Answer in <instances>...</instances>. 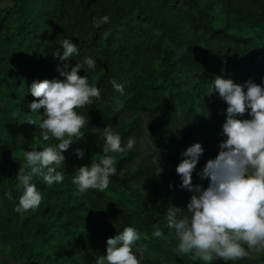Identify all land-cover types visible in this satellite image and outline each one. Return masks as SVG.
<instances>
[{"label": "trees", "instance_id": "16d2710c", "mask_svg": "<svg viewBox=\"0 0 264 264\" xmlns=\"http://www.w3.org/2000/svg\"><path fill=\"white\" fill-rule=\"evenodd\" d=\"M13 3V7L8 10L0 9V35L6 34L10 27V20L20 15V25L10 35L15 42V48L12 51L22 49L27 43L26 39L33 38L38 45L37 60L40 66L38 70L31 73L9 71L8 74L5 69L2 70L0 87L3 91L5 89L9 94L18 96L20 91L24 90L26 102H32L36 98L29 95L27 90L33 81L62 79L57 69L68 71L76 63L83 66L78 74L87 75L90 82L96 78V83L102 85L105 94H108L107 90L112 89L111 81L118 80V73L134 76L144 74L142 77L152 80L154 84L150 87L153 96H157L160 92L163 94L162 108L149 122L148 134L154 147L167 151L171 154V159H180V154L187 147L193 143H199L197 137L199 132H205L212 122L225 118L223 113L226 104L215 93L209 94L212 90L211 82L216 76H220L211 66L207 67L209 75H198L197 82L191 91L188 89L173 91L172 84L167 86L164 83L166 78L168 82H171L168 77L162 80L161 87L155 86L158 75L155 71L151 72V68L162 70L159 73L162 76L169 62L177 64L173 61L168 49L164 47L166 44L178 50H185L188 56L195 55L199 52V47L194 45L195 35L200 34L213 46L206 53L212 63L224 65L234 58L237 59L239 55L246 57L245 73L235 77L234 82L243 83L251 80L259 85L264 80V51L256 53L257 51L251 49L252 44L248 39H234L228 34L227 29H215L211 22L200 16L195 1L13 0ZM104 15L109 16L111 22L97 27L96 22ZM263 15L264 12L261 16ZM65 38L72 39L78 48L79 55L67 61H60L54 58L53 54L60 47L61 40ZM241 48L245 49L240 51ZM4 49L5 47L2 46L0 60H2L1 55L4 54ZM145 53L150 56L148 60L145 59ZM150 53L154 54L153 57ZM89 56L97 62V69L94 71L87 70V65L83 64L84 58ZM157 62L162 64L157 65ZM178 67L179 64L174 68ZM114 71L116 74L113 76ZM174 72L176 70L171 73ZM7 98L2 95L0 101ZM12 109V104L7 102L0 107V242H7L9 239L11 243L21 245L26 238H30L29 236L51 240L59 236V231L52 224L65 220L63 226H70L69 222H76L80 215L83 216L85 212L103 205V197L100 195L101 192L96 190L74 195L76 186L72 183V175L75 168L86 166V164L71 152L69 161L64 162V170L60 169L64 171L63 182L48 186L41 178L33 179L43 196L42 202L37 209L30 210L23 216L16 213L14 208L21 195L16 176L19 167L24 166L21 160L10 161L6 157L10 153L11 145L15 142L14 137L8 135L12 121L9 112ZM244 118L249 117L245 114ZM112 123L113 120L99 119L94 121L93 125L95 128H104ZM144 131L140 123L134 124L120 135L122 144H125L129 137L138 141L144 136ZM92 148L96 153L99 152L98 149ZM132 161L125 158L118 162L117 174L110 177V184L117 181ZM153 174L152 170L140 168L123 177L119 183L123 185L140 183ZM194 174L195 172L192 174V183L197 182L206 187L208 181H201L199 177L194 180ZM179 184L180 178L176 173L171 176L160 174L156 184L145 198L137 197V201L134 200L132 203L135 207L134 211L127 204L120 208L117 206L115 210L122 209L118 216L119 221L112 228L110 224L106 225L108 238L114 237L125 227L133 226L142 234L141 239L137 241V247L139 243L144 245L143 256L152 253L166 261L169 260L168 262L172 264H204L203 261L193 260L191 254H177L175 235L171 230L163 228L165 223L163 214L167 208L170 205L186 208L192 195L187 190L181 189ZM139 200L140 204H138ZM91 202L94 203L85 209ZM48 217H51L52 224L46 220ZM35 218L43 221H35ZM32 221L35 222L32 223ZM13 222L14 225H12ZM157 225L163 229L164 238L153 237L154 226ZM63 226L59 225L58 228L63 229ZM6 233L7 237L4 236ZM108 238L101 240L102 243L99 245L105 252ZM51 250L55 251L57 248ZM72 250L71 244L65 254L70 257ZM146 262V264H154ZM260 263H264V254H259L257 260L250 257L237 262H227V264ZM211 264H225V262L216 259Z\"/></svg>", "mask_w": 264, "mask_h": 264}, {"label": "clouds", "instance_id": "9594fccd", "mask_svg": "<svg viewBox=\"0 0 264 264\" xmlns=\"http://www.w3.org/2000/svg\"><path fill=\"white\" fill-rule=\"evenodd\" d=\"M104 15L98 19L97 27L110 23ZM79 55L72 39L61 40L60 47L53 54L60 61ZM87 70L97 69L92 57H85ZM82 65L76 63L70 70L57 69L62 79L33 81L27 92L33 98L28 104L31 113L39 118L29 121L40 131L41 142L52 140L39 150L24 151L25 167H19L16 180L21 189L14 211L21 216L37 209L43 196L34 177H40L48 186L64 180L62 154L70 145L81 139L89 123L88 116L76 109L92 105L101 98V90L90 84L87 75L78 73ZM113 89L124 94V85L113 79ZM210 93L226 104L224 122L220 127L218 153L208 159L197 173L207 186L193 185L192 174L196 170L204 149L200 143H193L180 154L175 172L180 178L179 187L192 193L186 208L169 206L164 215V226L175 235L179 255L191 254L193 260L211 264L220 259L237 262L253 254H264V80L258 85L248 80L236 83L223 75L211 82ZM43 113L39 114V110ZM245 114L249 118H244ZM102 131L104 155L90 166L75 168L72 183L76 186L74 195L89 190L105 191L110 177L117 174L116 160L112 153L132 151L136 140L129 137L125 144L114 127L107 125ZM77 158H83V151H75ZM159 169V168H158ZM162 172L159 169L158 174ZM171 187V186H170ZM11 198V197H9ZM141 233L133 226L123 228L106 240V255L97 256L95 264H141L144 249L137 247ZM155 238H164L160 226H154Z\"/></svg>", "mask_w": 264, "mask_h": 264}, {"label": "rangeland", "instance_id": "374dc122", "mask_svg": "<svg viewBox=\"0 0 264 264\" xmlns=\"http://www.w3.org/2000/svg\"><path fill=\"white\" fill-rule=\"evenodd\" d=\"M190 1L196 2L200 16L211 22L215 29H227L228 34L234 39H248L252 44L251 49L257 51L256 53L264 51V15L261 16L264 12V0ZM13 5V0H0L1 10H8ZM20 19V15L13 17L10 20V27L7 33L0 35V50L2 46L5 47L4 54L1 55L2 60H0V77H2L1 72L4 69L8 74L9 71L31 73L39 69L40 63L37 60L38 45L34 42L33 38H27V43L22 49L19 48L17 51H12L15 48V42H13L10 35L20 25ZM195 39L194 45L199 47V52L191 56H188L185 50H178L169 44L164 46L170 52L174 59L173 61L179 64V67L175 69L174 67L177 64L169 62L165 68L166 72L162 76L159 75L162 70L151 68V72L155 71L158 75L156 76L157 83L155 86L161 87L163 85L162 80L168 77L171 82H168L166 78L164 83L167 86L172 84L173 91L179 92L178 89H188L191 91L197 82L198 75H209V71L207 70L208 66H211L217 74L231 78L232 80L235 77L244 75L245 64L247 63L245 56L239 55L237 59L234 58L224 65L212 63L210 58L206 56L210 48H213L212 44L206 42L205 38H202L200 34L195 35ZM33 42L34 44H32ZM38 49L41 51L40 47ZM244 49L241 48L240 51ZM150 54L153 57L154 54ZM145 55V59L148 60L150 56H148V53H145ZM60 64L59 66H61ZM160 64L162 63L157 62V65ZM174 70L176 72L171 73ZM114 74H116L115 71L112 75L114 76ZM142 76L144 77V74L134 76L118 73L117 81L124 85L123 95L116 92L113 87L107 90L108 94H105L102 85L96 83V78L92 82L88 79L90 84H95L101 90V98L98 100L94 99L92 105H86L83 108L76 109L79 114L88 116L89 123L86 126V131L82 130L84 132L83 137L71 144L69 149L62 153L65 157L64 162L69 161L70 153L72 152L74 154L77 149L83 151L84 155L81 159L86 166H90L92 161L98 162L104 155L102 153L104 139L102 131L100 130L105 128L94 127L93 122L99 119L113 120L111 126L114 127V130L119 135L128 131L137 123H140L144 127V136L136 141V145L132 151L126 150L122 153H112L115 156L116 167L122 159L128 158L133 161L122 172L121 176L117 178V181L110 184L105 191L101 192L100 195L103 197V205H98L89 211L86 210L87 213L85 212L83 216L80 215L76 222H69L70 226H63L65 220H59L56 224H52L51 217H48L46 220L59 231V236H55L51 240L42 237L33 238L28 235L30 238H26L21 245L11 243L9 239H7V242H0V264H95L97 256L106 255V252L99 247L103 239L109 237L106 234V225L110 224L112 228L119 221L118 216L122 209L117 211L115 208L117 206H119L117 208H120L127 204L134 211L135 207L132 203L134 200L137 201V197L145 198L156 184L158 175L171 176L176 173L175 167L180 159H171V154L167 151L154 147L148 134L149 130L147 129L149 122L153 120L157 112L162 108L163 94L160 92L157 96H153L150 91V87L154 85L152 80H148V78H143ZM24 92V90H21L18 96H13L5 89L3 91L0 87V98H2V95L3 97H8L7 100L0 101V107H3L7 102L12 104L13 108L9 112L12 121L10 122L8 135L9 137L13 136L15 142L11 145L10 153L6 157L10 161L14 159L21 160L22 165L25 167L24 151H30L32 149L39 150L43 145L48 143L55 144L58 141L41 142L40 131L36 128L39 124V118L35 113L30 112L28 108L30 102H26ZM42 113L43 109L39 110V114ZM224 119L222 117L218 122H212L211 126L205 132L201 131L197 135L198 142L204 149V154L194 171V180L197 179V173L203 168L206 161L214 158L218 153V144L222 139L219 136V132ZM32 120L36 121V127L28 124ZM92 147L98 149L99 152L96 153ZM140 168L152 170L154 174L149 178H145L140 183L124 185L119 183L123 177L138 171ZM158 168L162 169V172L159 174ZM35 178L40 179V177ZM193 184L197 185L198 183L194 182ZM94 199L96 200V198ZM93 203L91 202L86 205L85 209ZM138 204H140V200ZM117 213L118 215H116ZM35 221L41 222L43 220L35 218ZM35 221H32V223ZM14 224L13 222L12 225ZM59 225L63 226V229H59ZM4 236L7 237V233ZM71 244L73 250L71 256L68 257L65 253L70 249ZM139 247L143 248L144 245L139 243ZM56 248L57 250L55 251L51 250ZM257 257V254L251 256L253 260H257ZM53 258L56 259L53 260ZM146 261L154 264H172V262H168L169 260L166 261L164 258L152 253L143 256L141 264H146Z\"/></svg>", "mask_w": 264, "mask_h": 264}]
</instances>
